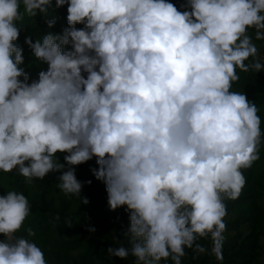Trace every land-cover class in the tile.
I'll return each mask as SVG.
<instances>
[{
	"label": "clouds",
	"instance_id": "1",
	"mask_svg": "<svg viewBox=\"0 0 264 264\" xmlns=\"http://www.w3.org/2000/svg\"><path fill=\"white\" fill-rule=\"evenodd\" d=\"M50 3L0 0V170L28 182L60 172V190L80 197L73 166L95 158L109 209L130 214L131 247L109 256L181 264L186 248L208 252L197 240L210 238L222 261L224 201L239 198L264 144L258 107L232 90L237 70L264 69L254 43L264 41V0H185L183 11L168 0H55L68 5V27L25 38L47 64L29 83L17 21L47 15ZM29 211L24 194L0 196V264H47L15 235Z\"/></svg>",
	"mask_w": 264,
	"mask_h": 264
},
{
	"label": "trees",
	"instance_id": "2",
	"mask_svg": "<svg viewBox=\"0 0 264 264\" xmlns=\"http://www.w3.org/2000/svg\"><path fill=\"white\" fill-rule=\"evenodd\" d=\"M178 9L185 0H169ZM67 4L57 8L55 0H51L47 15L37 14L36 17L24 16L17 21L20 28L19 39L15 42L23 49L24 67L30 77H38V73L47 70V64L38 61L25 43L26 37L33 42L51 33L62 34L67 25ZM23 13V5L20 8ZM55 20L52 27L48 21ZM76 27L83 28V24ZM260 49L264 62V41H254ZM240 79L233 83L232 90L244 92L247 98L259 109L261 131L264 133V69L260 72H240ZM23 79L22 77L20 78ZM30 83V80H29ZM59 153L58 156H63ZM260 158L251 168L242 170L246 184L238 199H225L227 215L224 218L226 230L223 232V260L218 261L211 255L212 242L210 238H200V243L208 252L197 254L192 249H185L186 255L181 258V264H264V144L260 148ZM69 166L65 164V170ZM75 168L78 181L82 183L81 198H87L88 203H81L77 195L66 196L58 187L57 177L60 172H51L55 181L33 178L31 182L14 171L4 173L0 170V189L3 195L8 191H16L26 196L30 211L26 218L28 223L24 229L32 228L35 236L29 240L36 243L44 253L47 264H135V257L121 259L109 256L107 249L123 246L130 248L128 238L122 234L129 227V212L126 206L115 211L109 209L105 184L93 175L92 169L97 168L95 158ZM91 181V184L87 181ZM37 195L36 199L34 195ZM94 228L95 231H89ZM119 240V242L117 241ZM161 264H171L161 261Z\"/></svg>",
	"mask_w": 264,
	"mask_h": 264
},
{
	"label": "rangeland",
	"instance_id": "3",
	"mask_svg": "<svg viewBox=\"0 0 264 264\" xmlns=\"http://www.w3.org/2000/svg\"><path fill=\"white\" fill-rule=\"evenodd\" d=\"M168 1H169V0H168ZM62 48H63V50L68 51V50H71V45L62 46ZM35 79H38V77H37V78H34L33 76H31V77H30V82H31L32 80H35ZM65 154H66V153H64V155H65ZM64 155H63L62 157H61V156H58L59 158H55V159L59 160L61 163H64V159H63ZM13 171H14L15 174L20 175V174L18 173L17 170H13ZM50 178H51L52 182H54V183L56 182V181H55V176H52V175L49 173L48 175H46V179L49 181ZM57 185H58V183L56 182V186H57ZM37 195H38V194L34 195V196H35L34 199H36ZM0 196H3V193H2V191H1V189H0ZM26 223H28V220H27V219H25V221H24V223H23L21 229L15 234L16 236H18V237H19V236H23V237H26V238L29 239V237H27V232H26V230L24 229V224H26ZM3 239H4V236H3L2 234H0V240H3Z\"/></svg>",
	"mask_w": 264,
	"mask_h": 264
}]
</instances>
